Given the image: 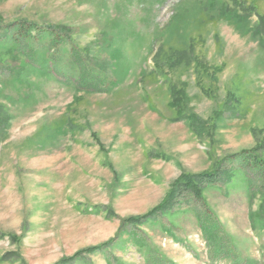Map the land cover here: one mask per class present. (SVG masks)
I'll return each instance as SVG.
<instances>
[{
	"label": "rangeland",
	"instance_id": "rangeland-1",
	"mask_svg": "<svg viewBox=\"0 0 264 264\" xmlns=\"http://www.w3.org/2000/svg\"><path fill=\"white\" fill-rule=\"evenodd\" d=\"M259 17L264 0H0V36L72 30L0 41V264H264ZM170 86L210 137L174 121Z\"/></svg>",
	"mask_w": 264,
	"mask_h": 264
},
{
	"label": "trees",
	"instance_id": "trees-1",
	"mask_svg": "<svg viewBox=\"0 0 264 264\" xmlns=\"http://www.w3.org/2000/svg\"><path fill=\"white\" fill-rule=\"evenodd\" d=\"M240 9H232L228 11V18L231 19L232 21L239 20L246 22L245 20L242 19L240 15L237 14V10H242L246 14L249 10L251 9H245L239 6ZM224 11V9H223ZM246 18V17H245ZM51 30H39L37 26L30 24L28 25L27 23H20L16 25L12 29H7L3 32L2 36H0V41H4L7 39H10L12 42H15L17 44H27L31 43L34 47H39L41 42H43L47 38L44 33L47 35H50L53 37V41L51 39L46 40L47 44H52L51 46H56V45H63L66 43V41H71L72 37V30L66 26H54L50 28ZM37 30V33H31L32 31ZM39 30V31H38ZM254 33L256 36L259 37L260 42L264 43V18L259 17L258 24L255 27ZM55 36L58 37V39L55 38ZM203 67H205L204 64H200ZM105 75V72L104 74ZM200 85V84H199ZM104 88L106 91L110 89V86L107 84L104 85ZM170 96H171V108L175 110L176 113V118L174 121L180 122L184 121L187 123L189 130L198 138H207L210 137L214 132H215V127L216 124L214 123H209L207 121H204L201 119L198 115H196L193 111L189 109L187 106L186 102V96L185 94L180 92L179 89H176L174 86H170ZM234 110L230 105L226 108V110L223 112L222 116L224 119L227 118H237L239 117L238 112ZM220 115V113H218ZM10 121V116L8 115L7 112L1 111L0 110V140L4 138L6 135V129L8 126V122ZM264 146V142H263ZM259 171H263V176L264 178V167H260L258 169ZM230 177V174L226 172L224 169H217L214 172H211L210 174H206L205 178L209 179L210 183H215L217 182H223L226 179ZM203 181L205 179H202ZM192 187V186H191ZM194 189V187L192 188ZM263 189H264V184H263ZM168 198V197H167ZM167 198L165 200H167ZM163 207H160V209ZM159 210H157L158 212ZM151 216V215H150ZM151 218V217H149ZM133 221H139L138 218L134 217L132 218ZM206 237V236H205Z\"/></svg>",
	"mask_w": 264,
	"mask_h": 264
}]
</instances>
